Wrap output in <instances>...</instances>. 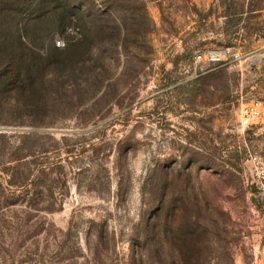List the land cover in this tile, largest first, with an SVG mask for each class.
<instances>
[{
    "label": "rangeland",
    "instance_id": "obj_1",
    "mask_svg": "<svg viewBox=\"0 0 264 264\" xmlns=\"http://www.w3.org/2000/svg\"><path fill=\"white\" fill-rule=\"evenodd\" d=\"M38 2L0 0V264H264V0Z\"/></svg>",
    "mask_w": 264,
    "mask_h": 264
},
{
    "label": "trees",
    "instance_id": "obj_2",
    "mask_svg": "<svg viewBox=\"0 0 264 264\" xmlns=\"http://www.w3.org/2000/svg\"><path fill=\"white\" fill-rule=\"evenodd\" d=\"M45 1L47 0H40V2H38L36 5H32L31 8L32 10L35 11H40L37 8L38 4L41 5L43 4ZM58 1V5L55 8V12H58L57 16H58V26L57 29L60 33H64V31L67 29L68 24L69 23V13L65 10V0H57ZM102 1V0H99ZM67 9V7H66ZM21 43L19 42V44H14L11 47V58H10V72H9V76L11 75V78H18V79H24V80H35L38 77H41L43 75H45V68L44 70L42 68H37L36 65L39 64V60H40V55L36 54V53H32V52H28L26 53L25 50H23L21 48ZM53 52L52 55H50ZM69 53V47L67 46L65 49L61 50L59 48H56L53 45V49H51L50 52H47V54L51 57H56L59 56V54H62L64 56L68 55ZM68 60L66 58H63L62 60L59 61V63H62L60 66V69H63L65 67L66 62ZM57 63H55L54 65L56 66ZM29 83V82H28ZM27 83V84H28Z\"/></svg>",
    "mask_w": 264,
    "mask_h": 264
},
{
    "label": "built area",
    "instance_id": "obj_3",
    "mask_svg": "<svg viewBox=\"0 0 264 264\" xmlns=\"http://www.w3.org/2000/svg\"><path fill=\"white\" fill-rule=\"evenodd\" d=\"M205 60L209 64H215L221 60V58L216 53H207L205 56L199 55L197 58ZM264 115V106L259 101L250 103L244 110V115L242 117V125H249L250 121L253 119H260Z\"/></svg>",
    "mask_w": 264,
    "mask_h": 264
}]
</instances>
